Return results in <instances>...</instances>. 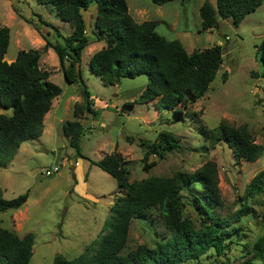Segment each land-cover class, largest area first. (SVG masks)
Returning <instances> with one entry per match:
<instances>
[{
    "label": "rangeland",
    "instance_id": "rangeland-1",
    "mask_svg": "<svg viewBox=\"0 0 264 264\" xmlns=\"http://www.w3.org/2000/svg\"><path fill=\"white\" fill-rule=\"evenodd\" d=\"M126 1L136 22H158L157 32L167 40H179L189 54L221 46L224 59L221 70L208 92L188 104L182 122H175L173 112L157 110L158 100L125 107L126 102L142 94L149 78H123L119 85L106 86L91 72L90 59L107 46L95 35L98 8L96 3L92 4L89 10L82 11L89 45L79 65L82 79L97 102L94 110L98 116L86 114L80 119L85 128L81 144L84 158L77 159L63 127L75 120V107L84 103L83 88L66 81L64 67L52 48L57 43L63 44L72 29L37 0H0V28L11 30L5 60L12 63L22 51H39L40 68L63 91L45 117L42 137L25 142L14 161L6 168L0 167V189L5 200L29 192V199L21 209L0 214V229L20 238L35 235L30 264H52L58 256L70 261L89 257L100 248L107 234L110 209L121 195L115 179L91 162L97 163L118 152L131 162V182L142 183L153 177L172 178L179 172L191 174L212 161L218 167L224 200V208L217 213L231 218L232 227L239 231L232 238L234 242L228 240L229 249L224 255L211 251L194 264H263L251 261L249 253L264 236V194L250 198L248 189L252 180L264 171V153L255 163L238 162L228 144L220 142L212 147L200 129H215L222 122L235 128L246 126L256 143L264 148V78L258 59V48L264 41V0L239 26L232 19L219 17L218 28L211 31L202 30L199 10L206 2L216 6V0H175L164 6L151 0ZM48 25L58 29L61 37ZM68 66L67 62L65 67ZM0 114L12 115V110L0 106ZM162 132L174 135L180 149L164 160L152 155L148 163L157 162V166L145 172L142 163L145 153L139 142H155ZM56 167L58 173L47 176L46 172ZM184 195V215L200 228L201 218L189 195ZM244 205L251 208V215L238 221ZM167 236L161 219L152 212L146 220L133 221L124 253L142 245L152 248Z\"/></svg>",
    "mask_w": 264,
    "mask_h": 264
},
{
    "label": "trees",
    "instance_id": "trees-1",
    "mask_svg": "<svg viewBox=\"0 0 264 264\" xmlns=\"http://www.w3.org/2000/svg\"><path fill=\"white\" fill-rule=\"evenodd\" d=\"M151 1L164 6L175 0ZM37 3L52 9L56 17L72 29L63 44L57 43L52 48L64 67L66 81L83 88L84 103L75 107V120L63 127L77 159L84 158L81 144L85 128L80 119L86 114L98 116L95 102L81 72L77 71V64H81L82 54L89 45L82 11L89 10L92 4L96 3L98 8L95 35L107 46L90 59L91 72L106 86L119 85L123 78H149L142 94L126 102L125 107L134 108L158 100L157 110L173 112L175 122H182L188 104L197 102L208 92L222 68L221 46L189 54L179 40H167L157 32L158 22H136L126 0H37ZM262 5L263 0H216V6L206 2L199 10L202 30L218 28L219 17L232 19L239 26ZM37 16L44 22L40 15ZM51 27L59 34L58 29ZM10 42V28H0V106L12 110V115L0 114L2 168L14 161L25 142L42 137L45 117L53 101L63 93L50 81V74L40 68L39 51H22L14 62L8 63L5 56ZM48 45L51 46L49 42ZM258 59L264 78V41L258 48ZM67 62L69 66L65 67ZM200 130L212 147L220 142L228 144L238 162L255 163L263 156L264 148L256 143L246 126L235 128L222 122L215 129L202 127ZM128 140L133 143L131 138ZM139 145L145 153L142 160L145 172L157 166V162L148 163L152 155L164 160L180 149L179 140L169 132L159 134L155 142L141 140ZM130 164L118 152L104 156L97 163L91 162L115 179L121 193L110 209L105 227L107 234L98 251L91 256L72 261L58 256L52 264H194L211 251L218 256L225 254L229 249L228 240L234 242L232 238L239 228L232 227L231 218L217 213L224 208V200L216 163L207 162L191 174L179 172L172 178L153 177L142 183L131 182ZM186 193L201 218L200 228L184 215ZM260 194H264V171L252 180L248 189L250 198ZM28 199L29 192L14 200H5L0 189V214L21 209ZM152 212L161 219L168 236L152 248L142 245L125 254L133 221L146 220ZM244 215H251V208L245 205L237 216L238 221ZM34 246V234L20 238L0 229V264H30ZM249 254L251 261L264 264V236Z\"/></svg>",
    "mask_w": 264,
    "mask_h": 264
},
{
    "label": "built area",
    "instance_id": "built-area-1",
    "mask_svg": "<svg viewBox=\"0 0 264 264\" xmlns=\"http://www.w3.org/2000/svg\"><path fill=\"white\" fill-rule=\"evenodd\" d=\"M58 171H59V168L56 167L55 169L48 170L46 173H47V176H52L53 174L58 173Z\"/></svg>",
    "mask_w": 264,
    "mask_h": 264
},
{
    "label": "water",
    "instance_id": "water-1",
    "mask_svg": "<svg viewBox=\"0 0 264 264\" xmlns=\"http://www.w3.org/2000/svg\"><path fill=\"white\" fill-rule=\"evenodd\" d=\"M77 71H78V73L80 72V65L79 64H77Z\"/></svg>",
    "mask_w": 264,
    "mask_h": 264
},
{
    "label": "crops",
    "instance_id": "crops-1",
    "mask_svg": "<svg viewBox=\"0 0 264 264\" xmlns=\"http://www.w3.org/2000/svg\"><path fill=\"white\" fill-rule=\"evenodd\" d=\"M95 103H97L96 100H95ZM52 108H53V107H52ZM51 111H52V109H51ZM47 116H48V115H47ZM45 121H46V120H45ZM44 124H45V126H46V123H45V122H44Z\"/></svg>",
    "mask_w": 264,
    "mask_h": 264
}]
</instances>
